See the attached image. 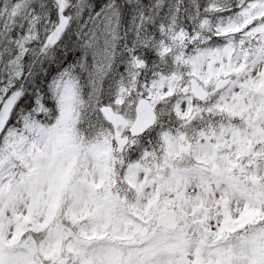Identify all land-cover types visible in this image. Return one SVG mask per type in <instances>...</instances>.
<instances>
[{
  "label": "snow or ice",
  "instance_id": "6c2138e0",
  "mask_svg": "<svg viewBox=\"0 0 264 264\" xmlns=\"http://www.w3.org/2000/svg\"><path fill=\"white\" fill-rule=\"evenodd\" d=\"M0 264H264V0H0Z\"/></svg>",
  "mask_w": 264,
  "mask_h": 264
}]
</instances>
